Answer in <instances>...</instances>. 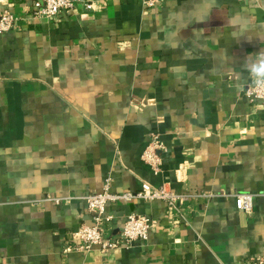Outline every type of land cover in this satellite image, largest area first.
<instances>
[{
    "label": "crops",
    "instance_id": "obj_1",
    "mask_svg": "<svg viewBox=\"0 0 264 264\" xmlns=\"http://www.w3.org/2000/svg\"><path fill=\"white\" fill-rule=\"evenodd\" d=\"M31 20L0 0V264H247L264 256V105L243 96L247 57L264 52V0H88ZM165 147L154 175L140 155ZM163 184L192 196L107 204L113 238L129 214L144 242L64 252L92 225L79 198ZM202 194L219 195L212 199ZM252 196L249 211L225 195ZM71 198L56 205L49 199Z\"/></svg>",
    "mask_w": 264,
    "mask_h": 264
},
{
    "label": "built area",
    "instance_id": "obj_2",
    "mask_svg": "<svg viewBox=\"0 0 264 264\" xmlns=\"http://www.w3.org/2000/svg\"><path fill=\"white\" fill-rule=\"evenodd\" d=\"M161 2L162 0H141V5L145 10H152L157 8ZM77 5H81L86 11L92 10V3L88 0H32L29 16L31 20L49 19L56 17L62 11L73 10ZM17 21V18L9 11L0 12V35L11 30ZM243 96L250 102L257 101L264 105V90L257 89L254 84L249 85L244 90ZM164 151H166L165 147L160 144L158 137L153 136L140 155V160L150 167L154 175L160 172V153ZM218 196L202 194L197 197L212 199ZM225 197L233 198L235 208L238 210L249 211L251 208L252 196L249 194L225 195ZM189 198H192V196L180 194L165 184L153 187L149 183H142L138 191L115 193L111 190L110 180L106 179L100 193L79 198L86 205L91 216L92 225H80L76 231L72 232L69 244L66 245L64 252L73 251L85 254L92 249H98L100 252L109 253L122 246L147 240L149 232L155 228V222L138 214L127 215L117 236L109 237L107 227L111 225L112 217L106 213L107 204L132 200L161 201L165 204L169 215L175 217L179 214L183 203ZM49 200L56 205H65L70 203L71 198H52ZM246 263L264 264V256L260 258L250 257L246 260Z\"/></svg>",
    "mask_w": 264,
    "mask_h": 264
},
{
    "label": "clouds",
    "instance_id": "obj_3",
    "mask_svg": "<svg viewBox=\"0 0 264 264\" xmlns=\"http://www.w3.org/2000/svg\"><path fill=\"white\" fill-rule=\"evenodd\" d=\"M243 66L255 87L264 90V52H259L254 57H247Z\"/></svg>",
    "mask_w": 264,
    "mask_h": 264
}]
</instances>
